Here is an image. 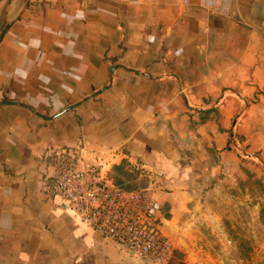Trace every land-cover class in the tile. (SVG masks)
<instances>
[{
    "label": "crops",
    "instance_id": "0c3cea01",
    "mask_svg": "<svg viewBox=\"0 0 264 264\" xmlns=\"http://www.w3.org/2000/svg\"><path fill=\"white\" fill-rule=\"evenodd\" d=\"M3 17L0 264H145L42 191L57 147L149 191L187 264L219 251L196 220L264 210V0H11Z\"/></svg>",
    "mask_w": 264,
    "mask_h": 264
},
{
    "label": "built area",
    "instance_id": "2783aa9c",
    "mask_svg": "<svg viewBox=\"0 0 264 264\" xmlns=\"http://www.w3.org/2000/svg\"><path fill=\"white\" fill-rule=\"evenodd\" d=\"M81 149L45 153L42 191L64 199L87 227L145 264H169L174 247L163 232L161 204L147 190H126L98 164L81 166Z\"/></svg>",
    "mask_w": 264,
    "mask_h": 264
},
{
    "label": "rangeland",
    "instance_id": "374dc122",
    "mask_svg": "<svg viewBox=\"0 0 264 264\" xmlns=\"http://www.w3.org/2000/svg\"><path fill=\"white\" fill-rule=\"evenodd\" d=\"M11 0H5L0 4V20H3L2 6L3 4H9ZM116 174V173H115ZM120 176V174H116ZM257 179L256 176H254ZM257 188L250 189V196L257 202V197L262 195L261 192H256ZM261 190V189H260ZM256 209L251 207L249 211L236 210L238 205H234L235 212L232 214L234 217L230 220H218L214 215H209L207 218L196 220L195 223L206 232V236L201 239L208 245H213L218 248L219 251H204L199 253L200 261L204 264H229L232 260L234 264H264V210L262 205L255 204ZM245 209V205L242 206ZM261 207V208H260ZM260 208V209H258ZM204 209V208H203ZM243 212V213H242ZM214 216V217H213ZM229 216V214H228ZM228 230L232 229L233 241L235 249L233 252L226 251V244L224 235H216L219 230V226ZM191 226L194 227V221H191ZM223 231V230H222ZM216 234H213V233ZM211 235H210V234ZM191 240L198 239L197 236H189ZM200 239V240H201ZM209 247V246H207ZM258 248V251L251 250V248ZM223 249V250H220ZM243 261V263H241Z\"/></svg>",
    "mask_w": 264,
    "mask_h": 264
},
{
    "label": "trees",
    "instance_id": "16d2710c",
    "mask_svg": "<svg viewBox=\"0 0 264 264\" xmlns=\"http://www.w3.org/2000/svg\"><path fill=\"white\" fill-rule=\"evenodd\" d=\"M172 264H187L182 260L181 253L174 250L173 257L171 259Z\"/></svg>",
    "mask_w": 264,
    "mask_h": 264
},
{
    "label": "water",
    "instance_id": "95a60500",
    "mask_svg": "<svg viewBox=\"0 0 264 264\" xmlns=\"http://www.w3.org/2000/svg\"><path fill=\"white\" fill-rule=\"evenodd\" d=\"M5 0H0V4L2 3V2H4ZM4 5H6V4H3V6H2V12H3V9H4ZM4 26H5V21H4V19L3 20H0V34H1V32H2V30H3V28H4Z\"/></svg>",
    "mask_w": 264,
    "mask_h": 264
}]
</instances>
